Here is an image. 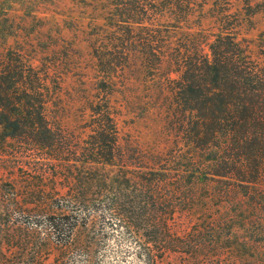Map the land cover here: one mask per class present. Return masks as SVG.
Segmentation results:
<instances>
[{
  "label": "trees",
  "instance_id": "16d2710c",
  "mask_svg": "<svg viewBox=\"0 0 264 264\" xmlns=\"http://www.w3.org/2000/svg\"><path fill=\"white\" fill-rule=\"evenodd\" d=\"M237 2L90 0L99 80L72 124L50 62L6 50L0 264H101L113 234L114 264H264V31L241 36L261 3ZM139 77L166 104L159 148L119 122Z\"/></svg>",
  "mask_w": 264,
  "mask_h": 264
},
{
  "label": "rangeland",
  "instance_id": "374dc122",
  "mask_svg": "<svg viewBox=\"0 0 264 264\" xmlns=\"http://www.w3.org/2000/svg\"><path fill=\"white\" fill-rule=\"evenodd\" d=\"M237 1L243 8L250 2L251 10L256 9L255 3H261V10L250 17L251 22L246 24L247 29L241 35L248 39L256 38L264 31V1ZM89 2L90 0H0V57L7 49H17L19 44L24 43L27 55L34 58L38 68L50 62V72L55 76L53 80L59 83L62 90L61 99L57 103L61 102L68 108L65 114L67 117L64 118L67 124L75 121V108L83 103L87 93L96 91L99 80V74L93 69L88 32L91 16L97 23H100V18L90 13ZM53 61L57 65L52 66ZM171 76L175 77L174 74ZM144 82L139 77L126 93H117V102L123 105V116L119 122L122 129L142 145L159 148L164 146V141L165 144L170 143L167 141L173 138V133L168 127L166 104L151 100L153 94ZM3 157L32 160L30 156L21 153ZM5 178L0 167V180ZM113 236L97 254V261L101 264H114L115 256L120 254L117 236Z\"/></svg>",
  "mask_w": 264,
  "mask_h": 264
}]
</instances>
